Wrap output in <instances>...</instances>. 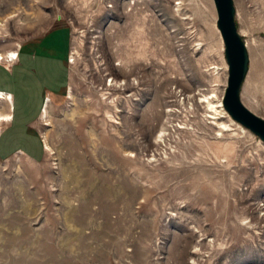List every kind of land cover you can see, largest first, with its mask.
<instances>
[{"label": "rangeland", "instance_id": "374dc122", "mask_svg": "<svg viewBox=\"0 0 264 264\" xmlns=\"http://www.w3.org/2000/svg\"><path fill=\"white\" fill-rule=\"evenodd\" d=\"M234 5L264 118V0ZM216 19L213 0H0L1 63L52 26L68 41L42 158L0 159V264H264V141L222 104Z\"/></svg>", "mask_w": 264, "mask_h": 264}, {"label": "crops", "instance_id": "0c3cea01", "mask_svg": "<svg viewBox=\"0 0 264 264\" xmlns=\"http://www.w3.org/2000/svg\"><path fill=\"white\" fill-rule=\"evenodd\" d=\"M66 29L63 25L52 26L24 42L12 65L0 62V91H5L0 96V101H4L0 117L5 120L0 128V159L10 157L18 149L32 159L42 158L36 121L44 98L55 96L66 84ZM12 53L17 52H10V56Z\"/></svg>", "mask_w": 264, "mask_h": 264}, {"label": "water", "instance_id": "95a60500", "mask_svg": "<svg viewBox=\"0 0 264 264\" xmlns=\"http://www.w3.org/2000/svg\"><path fill=\"white\" fill-rule=\"evenodd\" d=\"M213 1L217 11L216 25L224 42L228 67L222 104L233 119L264 141V118L248 108L240 97L241 85L248 70L249 54L236 25L234 0Z\"/></svg>", "mask_w": 264, "mask_h": 264}, {"label": "bare ground", "instance_id": "6f19581e", "mask_svg": "<svg viewBox=\"0 0 264 264\" xmlns=\"http://www.w3.org/2000/svg\"><path fill=\"white\" fill-rule=\"evenodd\" d=\"M16 57H17V53H12L10 59H13V58L16 59ZM2 58H3V56H2V54H0V59H2ZM17 58H18V57H17ZM4 94H5V92H4ZM2 95H3V94H2ZM0 96H1V95H0ZM45 111H46V109H45Z\"/></svg>", "mask_w": 264, "mask_h": 264}]
</instances>
